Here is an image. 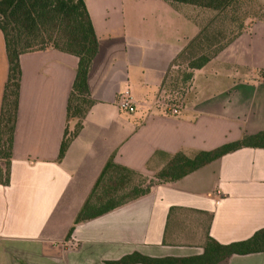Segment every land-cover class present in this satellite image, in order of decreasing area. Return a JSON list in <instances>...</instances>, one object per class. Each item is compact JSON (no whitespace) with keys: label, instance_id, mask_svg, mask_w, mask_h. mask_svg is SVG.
Instances as JSON below:
<instances>
[{"label":"crops","instance_id":"crops-1","mask_svg":"<svg viewBox=\"0 0 264 264\" xmlns=\"http://www.w3.org/2000/svg\"><path fill=\"white\" fill-rule=\"evenodd\" d=\"M83 2L97 39L86 75L92 105L59 160L63 130L73 125L65 112L77 58L50 47L18 56L8 183L0 184V264H117L131 253L185 257L199 254L206 236L225 244L264 227V149L249 147L73 224L109 158L152 176L163 164L157 151L190 157L264 130V21H253L193 70L170 115L158 92L182 46L162 32L165 19H125L124 0ZM6 74L0 32V103ZM124 91L131 113L116 106ZM217 264H264V252Z\"/></svg>","mask_w":264,"mask_h":264},{"label":"trees","instance_id":"trees-1","mask_svg":"<svg viewBox=\"0 0 264 264\" xmlns=\"http://www.w3.org/2000/svg\"><path fill=\"white\" fill-rule=\"evenodd\" d=\"M162 1L173 8L188 5L219 15L235 11L240 0ZM228 18L235 24L233 31L228 30V37L224 36L225 33L220 34L221 30H214L212 34L208 32L212 19L197 28V33L176 55L172 64H175L179 56L190 53L186 59V66L190 71L185 74L184 80H189L193 70L201 68L242 32V20L234 19L235 15ZM0 32L7 60V74L0 103V184L6 185L19 86L18 56L50 47L77 58L65 112L66 122L71 121L73 125L71 129L66 126L63 130L57 153L59 160L78 133L82 119L92 105L86 75L96 53L97 39L83 0H0ZM244 147L264 149V130L244 134L239 139L221 144L212 150L197 151L190 157L181 152L168 155L157 151L154 156L161 158L163 164L153 172L152 179L146 184L143 183L144 178L133 182V177L145 175L116 164L109 158L74 216L73 224L89 220L136 199L146 194L154 184L177 180L226 153ZM71 231L72 226L68 229L66 238ZM201 248L199 254L185 257L152 258L131 253L115 263L217 264L231 255L264 252V227L257 229L246 239L225 244L206 236Z\"/></svg>","mask_w":264,"mask_h":264},{"label":"rangeland","instance_id":"rangeland-1","mask_svg":"<svg viewBox=\"0 0 264 264\" xmlns=\"http://www.w3.org/2000/svg\"><path fill=\"white\" fill-rule=\"evenodd\" d=\"M236 8L233 12L227 11L218 15L188 5H181L177 11L172 10L162 0H124V18L165 19L167 28L162 32L169 37V43L179 44L183 47L195 35L197 28L199 29L212 19L213 22L209 24L208 32L212 34L214 30H221L220 34L225 33V37L229 36L228 30L235 29V24L228 20L230 15H235L234 19L242 20L243 29L253 21H264V0H240ZM189 55L190 53H185L177 58L160 86L158 99L164 107L165 105L179 107L189 90L190 79H183L185 74L190 71L186 66V59ZM143 178V183L146 184L152 179V176L133 177V182Z\"/></svg>","mask_w":264,"mask_h":264},{"label":"built area","instance_id":"built-area-1","mask_svg":"<svg viewBox=\"0 0 264 264\" xmlns=\"http://www.w3.org/2000/svg\"><path fill=\"white\" fill-rule=\"evenodd\" d=\"M116 106L118 110L131 113L134 111V105L130 101L127 91L119 93L116 96ZM165 112L170 115L177 114V107L165 105Z\"/></svg>","mask_w":264,"mask_h":264}]
</instances>
